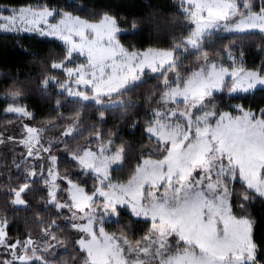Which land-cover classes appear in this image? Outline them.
I'll use <instances>...</instances> for the list:
<instances>
[{
    "label": "rangeland",
    "instance_id": "374dc122",
    "mask_svg": "<svg viewBox=\"0 0 264 264\" xmlns=\"http://www.w3.org/2000/svg\"><path fill=\"white\" fill-rule=\"evenodd\" d=\"M179 1L193 23L184 39L190 49H200L213 32H264V9L253 10L248 0ZM0 32L62 42L67 57L54 67L66 74L60 91L71 98L103 105L105 97L147 75L164 74V107L151 113L146 129L165 154L144 157L128 180L114 177L112 170L122 165L123 151L107 140L72 156L80 170L97 177L94 191H85L69 179L62 188L56 161L45 151L54 140L44 139L36 127H25L21 142L31 158L26 164L28 174L43 177L49 202L67 212L87 264H196L201 258L200 245L208 249L215 264H253L252 221L235 216L231 196L240 181L264 198L263 110L232 105L234 113L217 112L211 97L224 90L239 94L263 87L264 78L257 70L207 60L186 78L170 83L166 75L177 63L176 51L127 49L117 38L121 29L111 16L89 21L50 8L1 6ZM16 98L17 94L11 95L6 110L29 117L27 107ZM171 103L181 105L172 107ZM23 190L16 192L15 205L24 204ZM120 207L150 221V232L140 243L132 244L104 228L105 222L117 219ZM5 228L0 219V264L51 263L61 247L58 240L12 243Z\"/></svg>",
    "mask_w": 264,
    "mask_h": 264
},
{
    "label": "trees",
    "instance_id": "16d2710c",
    "mask_svg": "<svg viewBox=\"0 0 264 264\" xmlns=\"http://www.w3.org/2000/svg\"><path fill=\"white\" fill-rule=\"evenodd\" d=\"M248 2L255 11L264 9L261 0ZM1 6L50 8L89 21L111 16L121 29L117 38L127 49L176 51L177 63L166 75L170 83L178 77L186 78L207 60H221L229 66L240 64L257 70L264 78V32H213L206 36L200 49H190L184 39L190 35L193 23L179 0H0ZM66 57L65 45L55 39L0 32V219L5 222L7 239L12 243L40 239L58 240L61 244L51 263L33 260L12 264H87L86 253L77 244L79 234L68 220L67 212L49 202L43 177L28 174L26 164L31 158L21 142L26 125L40 129L44 139L54 140L47 155L59 157L57 181L64 189L69 179L83 185L88 192L94 191L97 177L80 170L72 156L107 140L113 148L123 151L122 165L112 170L114 177L123 180L134 174L144 157L165 154L161 143L145 131L151 113L164 107L163 73L147 75L140 82L105 97L100 105L71 98L60 91L67 76L54 64ZM12 94L18 95L16 102L27 107L29 117L6 110ZM211 102L217 112L234 113L232 105L264 112V86L239 94L224 90L214 94ZM261 117L264 119V115ZM23 187L20 197L24 204L15 205L16 192ZM59 196H63L61 191ZM231 206L235 216L252 221L256 254L264 259V198L236 181ZM117 213L116 220L103 224L106 231L132 244L143 241L150 232V221L136 218L126 207L118 208Z\"/></svg>",
    "mask_w": 264,
    "mask_h": 264
},
{
    "label": "snow or ice",
    "instance_id": "6c2138e0",
    "mask_svg": "<svg viewBox=\"0 0 264 264\" xmlns=\"http://www.w3.org/2000/svg\"><path fill=\"white\" fill-rule=\"evenodd\" d=\"M261 3H264V0H261ZM45 23H47V21H45ZM0 105H2V102H0ZM261 114L264 115V112H262ZM145 131H147V129H145ZM45 151H50V150L45 149ZM51 159L58 162L59 157H52ZM85 191H87V189H85ZM187 242L191 243V241H187ZM0 243H2V241H0ZM8 247H15V245L9 244ZM200 248H201V258L196 261V264H215L214 258L208 255V249L205 248L204 245H200ZM192 255L193 257H195V253H193ZM256 261H258L259 264H264V259H260L258 253L253 258V264H255Z\"/></svg>",
    "mask_w": 264,
    "mask_h": 264
}]
</instances>
